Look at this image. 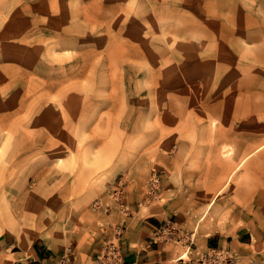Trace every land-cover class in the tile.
Here are the masks:
<instances>
[{"label":"rangeland","instance_id":"374dc122","mask_svg":"<svg viewBox=\"0 0 264 264\" xmlns=\"http://www.w3.org/2000/svg\"><path fill=\"white\" fill-rule=\"evenodd\" d=\"M139 215L166 264L237 230L264 264V0H0V264Z\"/></svg>","mask_w":264,"mask_h":264},{"label":"crops","instance_id":"0c3cea01","mask_svg":"<svg viewBox=\"0 0 264 264\" xmlns=\"http://www.w3.org/2000/svg\"><path fill=\"white\" fill-rule=\"evenodd\" d=\"M157 217L148 215L125 219L123 233L119 238V250L121 264H166L170 259V253L162 251L159 245L151 243L148 238L159 232ZM211 237L207 238L204 253L212 248L226 251L238 264H258L261 255L253 249V234L246 230H237L227 237H219L215 240V246H211ZM214 241V239H211ZM15 256V264H57L60 253L50 249L46 242L37 237L24 249L10 250ZM183 255V254H182ZM73 263V262H72ZM73 264H90L87 260H79Z\"/></svg>","mask_w":264,"mask_h":264},{"label":"built area","instance_id":"2783aa9c","mask_svg":"<svg viewBox=\"0 0 264 264\" xmlns=\"http://www.w3.org/2000/svg\"><path fill=\"white\" fill-rule=\"evenodd\" d=\"M122 182H118L116 187L109 194L110 198H113L117 204L123 206L122 203H119V199L122 196ZM158 186V182H150V188H156ZM96 207H101L108 209L107 203H103L102 201L95 202ZM122 231V227H117L116 232L120 233ZM151 243H156L157 239L152 237L150 240ZM120 248L113 242L107 245V249L105 251V255L101 259L97 261L96 264H121V255ZM57 264H73L71 260L65 255H61ZM172 264H238L237 260L233 258L229 253L223 250H219L218 248H212L209 252L202 254L199 258L186 259L184 256H178Z\"/></svg>","mask_w":264,"mask_h":264},{"label":"bare ground","instance_id":"6f19581e","mask_svg":"<svg viewBox=\"0 0 264 264\" xmlns=\"http://www.w3.org/2000/svg\"><path fill=\"white\" fill-rule=\"evenodd\" d=\"M182 256H184V257H185V256H186V254H184V255H182Z\"/></svg>","mask_w":264,"mask_h":264}]
</instances>
